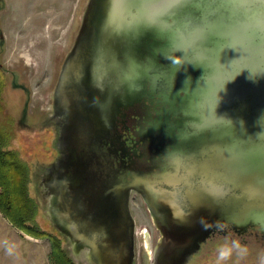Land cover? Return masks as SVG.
I'll return each mask as SVG.
<instances>
[{"label":"water","instance_id":"95a60500","mask_svg":"<svg viewBox=\"0 0 264 264\" xmlns=\"http://www.w3.org/2000/svg\"><path fill=\"white\" fill-rule=\"evenodd\" d=\"M84 14L57 92L75 173L47 196L52 223L95 264H133L116 228L130 217L131 190L160 233L153 264H188L217 220L264 235V0H89ZM155 98L163 120L149 133L170 143L166 172L87 194L83 142L108 140L117 116Z\"/></svg>","mask_w":264,"mask_h":264},{"label":"rangeland","instance_id":"374dc122","mask_svg":"<svg viewBox=\"0 0 264 264\" xmlns=\"http://www.w3.org/2000/svg\"><path fill=\"white\" fill-rule=\"evenodd\" d=\"M0 1V69L6 77L0 100V126L10 130L8 147L17 151L30 172V194L38 205L36 223L57 237L74 264H86L71 252L67 241L50 223L45 209L47 190L39 181L56 154L54 136L49 127L42 126L52 124L43 119L45 109L51 105V81L56 64L80 27L88 0ZM186 67L188 72L192 68L189 64ZM131 212L137 232L135 264H145V248L151 253L150 244H154L157 233L149 212L135 195ZM223 240L206 245L193 264H213L216 246ZM243 243L249 246V254L240 264H258L257 254L264 245L254 242L253 237ZM50 254L47 239L21 233L0 213V264H53Z\"/></svg>","mask_w":264,"mask_h":264},{"label":"flooded vegetation","instance_id":"af4514ba","mask_svg":"<svg viewBox=\"0 0 264 264\" xmlns=\"http://www.w3.org/2000/svg\"><path fill=\"white\" fill-rule=\"evenodd\" d=\"M84 13L82 15L83 17L85 15ZM79 29L75 34L71 45L62 53L60 62L56 64L50 88L51 105L44 111V115L46 114V119L43 118L44 121H52V124L50 123V125L45 124L42 126L50 128L55 139L53 140V143L56 149L54 159L47 168L48 172L45 173L44 176H41L39 181V183H42L47 190L45 197H50V193H54L55 187L53 188V186L58 185V182H60L61 179L70 180L73 173H75V167L72 165L69 158L70 154H67L71 146L68 141L65 142L63 140V132L68 127V118H66L68 110L58 103L57 92L59 91V85L66 71L67 60L76 49L75 44L78 39ZM16 88H20V85H16ZM84 94L85 93L82 92L80 98H82ZM137 106L139 107L128 109L125 116L119 115L115 118L112 127L109 129V137L107 136L108 140L103 138H88L87 142H83V146L87 148L88 158L87 156L84 157V163L82 166L85 174L79 184L82 186L83 190L89 192L87 194L98 196L101 193V195H103L105 192H108L110 185L119 182L123 177L126 178L122 179V184L126 186V184L135 180L134 175L138 176V184L140 185L141 178L144 180L147 179L149 183H154L159 180L158 176L161 172H166L168 169L169 160L166 156L168 155V150H170L168 149V146L170 145L169 141L164 140L162 142L161 139L163 137L161 134L158 135V137L156 134L153 135L152 133H149L153 130L152 124H156V121L158 120L159 122L160 120H163L161 119L163 118V104L158 103L157 98H155L151 102L147 100ZM75 111H77V109H72V112ZM41 120L42 119H40V122ZM40 124H43V121ZM164 130L165 129H163V131ZM83 139L86 140L85 138ZM66 156L68 157V160H65ZM140 185H138V188H140ZM56 187L58 191V186ZM134 195L136 198H139L146 207L141 195L137 191L131 190L128 194L127 202L130 217L126 216L125 219L122 218L121 227H116L117 229H124L127 233V238L131 242L133 264H135L134 246L137 237V232L135 231V219L131 212V203ZM47 208L48 206L46 205V213ZM47 217L55 230L67 241V244L71 247V252L77 255L78 259L81 258L86 264H95L92 261V251L88 246L87 249L80 248V243L73 240L70 235H67L61 227H57L56 224L54 225L48 214ZM155 231L157 233L156 239L154 244H150L152 251L155 249L156 244H158L160 239V233L156 228ZM225 235H227L229 239L239 238L242 242H246L247 239L253 237L254 242L264 245V235L259 232L258 227L251 226L244 233L238 234L236 231L232 230L231 226H228L224 231L217 230L211 235L207 241L201 245L199 254L193 256L188 264H193L198 257L202 256L203 248L206 245L211 242L214 243L219 238H224ZM152 251L151 253H148L145 248V264L154 263ZM195 263H198V261Z\"/></svg>","mask_w":264,"mask_h":264},{"label":"trees","instance_id":"16d2710c","mask_svg":"<svg viewBox=\"0 0 264 264\" xmlns=\"http://www.w3.org/2000/svg\"><path fill=\"white\" fill-rule=\"evenodd\" d=\"M5 86L6 77L0 69V100ZM9 131L0 126V213L21 233L47 239L53 264H74L57 237L43 231L36 223L38 205L30 194L31 175L17 151L8 147Z\"/></svg>","mask_w":264,"mask_h":264},{"label":"clouds","instance_id":"9594fccd","mask_svg":"<svg viewBox=\"0 0 264 264\" xmlns=\"http://www.w3.org/2000/svg\"><path fill=\"white\" fill-rule=\"evenodd\" d=\"M201 224L206 229L212 226L210 222H206L204 217H201ZM215 226L220 231H224L228 227L227 222L222 220H217ZM248 254L249 246L246 243H243L239 238L229 239L225 235L223 242L216 246V256L213 264H227L230 260L232 264H240V261ZM257 256L258 264H264V249H261Z\"/></svg>","mask_w":264,"mask_h":264},{"label":"snow or ice","instance_id":"6c2138e0","mask_svg":"<svg viewBox=\"0 0 264 264\" xmlns=\"http://www.w3.org/2000/svg\"><path fill=\"white\" fill-rule=\"evenodd\" d=\"M232 7H234V6L231 5V4H225V5H222V6H221V10H222V11H228V10L231 9Z\"/></svg>","mask_w":264,"mask_h":264},{"label":"bare ground","instance_id":"6f19581e","mask_svg":"<svg viewBox=\"0 0 264 264\" xmlns=\"http://www.w3.org/2000/svg\"><path fill=\"white\" fill-rule=\"evenodd\" d=\"M61 33V32H60ZM52 35V34H51ZM44 52V51H43ZM42 64V63H41Z\"/></svg>","mask_w":264,"mask_h":264}]
</instances>
